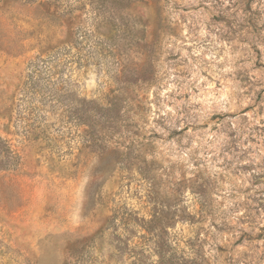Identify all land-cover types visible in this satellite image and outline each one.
<instances>
[{
	"label": "rangeland",
	"instance_id": "374dc122",
	"mask_svg": "<svg viewBox=\"0 0 264 264\" xmlns=\"http://www.w3.org/2000/svg\"><path fill=\"white\" fill-rule=\"evenodd\" d=\"M0 264H264V0H0Z\"/></svg>",
	"mask_w": 264,
	"mask_h": 264
}]
</instances>
